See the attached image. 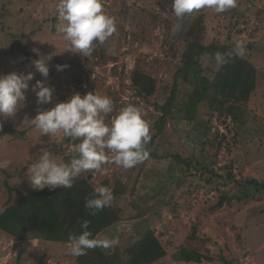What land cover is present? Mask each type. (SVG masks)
Here are the masks:
<instances>
[{"label": "rangeland", "instance_id": "374dc122", "mask_svg": "<svg viewBox=\"0 0 264 264\" xmlns=\"http://www.w3.org/2000/svg\"><path fill=\"white\" fill-rule=\"evenodd\" d=\"M120 2L103 0L109 9L116 11L122 7ZM57 3L58 0H0V75L31 71L35 80L37 77L45 79L32 65V60L37 59L35 55L25 64L20 62L23 56L17 55V50L22 49L18 44L13 45L14 39L7 34L10 30L26 34L35 30V34L26 41L27 51L33 53L32 49L38 48L42 54H52L48 67L53 73L47 77L46 86L55 89L54 103L68 102L77 93L83 96L93 92L113 100L115 107L109 119L121 109L136 105L143 109V117L151 130L158 117L153 101L157 100L156 96H163L162 88L173 83V73L182 57L180 48L183 45L177 41L180 24L173 15L172 0H161L159 7L144 5L147 7L144 11L134 8V12L120 23L119 16H115L117 31L105 43L96 44L92 55L87 56V63L85 59L74 58L70 42L56 32L60 21L58 18V22H52V19L56 17ZM199 12L204 16L205 41L212 40L207 44L218 47L230 45L234 50L236 42L240 41L245 45V55L249 54L248 59L258 69L255 103L246 105V113L239 122H232L226 116L210 115L202 108L197 110L202 131L208 129L203 140L213 139L218 134L216 138L221 143L220 151L205 146L206 153L203 152L202 156L205 154L210 158V171H199L193 177L186 171L181 172L185 182L180 184L176 179L179 175L172 169L173 164L160 163L155 169L154 161L148 167L159 173L155 186L161 195L153 194V197L150 181L148 184L145 179L137 180L139 165L123 169L106 164L103 174H82L71 188H62V195L70 196L68 201L77 199L70 203L73 211H64L62 206H57L61 208L54 211L64 222L59 239L30 236L24 241L0 230V264H78L76 257L67 253L69 240L66 238L75 231L76 235L83 231L82 224L79 225L81 221H89L88 230L94 238L118 239L117 246L101 248L108 255L114 252L122 254L129 244L152 228L168 250L165 259L154 264H222V256L235 264H264V198L240 202L233 199L230 203L224 200L221 208L212 210L223 195H229L224 194L225 189L229 191L234 185L235 180L229 179L228 175L240 181L249 177L264 181V0H238L234 11L231 9L225 13L218 14L211 8ZM52 28L53 33L50 31ZM251 43L254 47L249 48ZM11 49L15 50L14 55ZM201 61L205 63V58ZM57 65L68 67L58 71ZM133 72L151 78L152 81H148L147 77H141V88L155 84L157 90L147 98L135 95ZM33 80L25 93L24 107L15 117L0 121L3 124L0 130V162L10 161L7 166L0 167V213L7 215L20 209V194L32 191L38 194L39 190L31 186L27 170L42 155L41 149L69 163L75 156L74 145L78 141L64 137L62 133L52 137L41 135L39 130L27 122L23 123L25 117L34 118L38 110H48L36 101L31 103V97L37 100L31 90ZM151 91L152 88H148V92ZM172 121L168 120L156 139L159 148L172 149V153L179 152L184 157L201 148V140L194 143L187 138L181 140ZM4 129H7L5 133ZM221 135L227 139H222ZM176 148L179 151H174ZM105 182L106 187L112 189L114 200L111 206L95 216L89 215L85 202L93 198L95 189L104 186ZM143 183L147 184L148 190L140 192L138 187ZM224 183L227 185L223 186ZM43 193L54 197L47 188ZM44 203L51 207L48 201ZM54 204L57 205V201ZM7 215L0 218V223L7 221ZM35 220L29 225L33 233L40 229L45 233L47 225ZM10 221L7 224L12 225L13 220ZM57 233L52 231L51 235ZM178 246L199 252L205 259L208 256L210 261H177L172 254L177 252Z\"/></svg>", "mask_w": 264, "mask_h": 264}, {"label": "trees", "instance_id": "16d2710c", "mask_svg": "<svg viewBox=\"0 0 264 264\" xmlns=\"http://www.w3.org/2000/svg\"><path fill=\"white\" fill-rule=\"evenodd\" d=\"M120 4L122 7L116 11L115 9H109V5L104 3V10L113 17L118 15L119 23L122 22L124 18L128 17L129 14H132L134 12L132 11L134 8L144 11L147 9V7H143L144 5L151 6L153 4L156 7H159L161 0H121ZM237 6L232 10L234 11ZM203 17V14L197 11L192 14H186L182 19H178L180 24V36H178L177 41L183 45V47L180 48L182 56L181 62L177 64V68L173 73V83L162 88V92H164L163 96H156L157 100L155 99V101H153L158 117L153 125V128L150 130L152 139L147 145L149 158L138 164L141 168L137 172V180L145 179L148 181V184L150 181L152 188L151 196L153 194L161 195L160 190L155 186L157 185L156 180L159 173L157 174L156 171L154 172V168L157 169L160 163L173 164L172 169L180 176L176 177L180 184L185 182L183 176L180 175L181 172L186 171L188 176L193 177L197 174V172L199 173V171H210V158H207L208 156L205 154L202 156L203 152L206 153L205 146H208V149L210 148L212 150L216 149L220 151L221 143L217 141L216 137L218 134H216L213 139L203 140V136H206L208 129L202 131V125H199L200 123L198 121V119H201L196 116L197 110L202 108L210 115H215L218 118L226 116L232 122H239L246 113V105L250 104L253 106V103H255L254 96L258 84V69L248 59L249 54L247 53L244 58L241 59L235 56L234 50H232V48L230 49V45L227 47H218L212 43L207 44V42H212V40L205 41V37L203 35L205 30V21H203ZM53 21L58 22L57 15L56 17H53L52 22ZM38 28L41 29V26ZM50 31L53 33V28L50 29ZM33 32H35V30L29 34L10 30L7 33L8 36L14 39V41H12L13 45L18 44L22 49V51L20 49L17 50V53H19L17 55L22 54L23 56L20 61L22 64L30 61L32 55H35L38 59L36 54L27 51L26 41L29 37L35 34H33ZM250 47H254L253 43L249 45V48ZM14 52L15 50H12L13 55ZM217 52L222 54H231L228 57L227 63L222 67L218 66L214 60V55ZM77 57L85 59L87 63V57L80 56L78 53H75L74 58ZM201 58H205L206 64L201 61ZM52 73L53 71L49 69V74L52 75ZM132 75V88L135 91V95L147 98L154 93V90H157L155 84L150 87L147 86L141 88L143 83H139V80L141 77H147L145 74L133 72ZM145 79L152 81L149 77ZM37 80L41 79L37 77L35 80L34 78V84ZM148 88H152V91L148 92ZM31 98V103L37 101L34 100L33 97ZM55 105L56 103L52 101L45 106L48 110H50ZM30 118H32V116H30ZM172 119L174 121L178 137L181 140L187 138L190 143L201 140V148L194 149L193 153L187 157L180 155L179 152L172 153V149L164 150V148H159L156 145V139L164 131L168 120ZM181 121H186L188 123L182 125ZM7 123L12 124L11 121H7ZM6 130L7 129H4L3 133H5ZM221 136L222 139H227L226 136ZM77 143H79V140ZM174 151H179V148H176ZM151 160L152 163L149 162ZM154 161H156V163H154ZM153 163L156 164V167L153 169H151L152 167H148ZM211 175H215L220 178L223 177V175L218 173H211ZM228 178L235 180L234 185L231 189H229V191H227V188L225 189L224 194L229 195H223L219 202L212 208L213 211L221 208L224 200L225 202L230 203L233 199L240 202L248 200L261 201L264 198V181L255 177L245 178L243 181L236 180L234 176L230 175H228ZM225 185L227 184L224 183L223 186ZM104 186H106V182ZM138 188L140 192L148 190L146 183L139 185ZM37 192L38 194L34 191L29 192L28 194H20V209H17L16 212H10V215L3 212V214L0 213V218L6 215L8 217L6 222L4 221L3 223H0V230L24 241L29 239L30 236H36L42 239H59V231L64 222L57 217V212L54 211H59L61 208H57V206H62L64 211H73L74 209L72 208V205L70 206V203L72 200L77 199V197L68 201L67 199L70 196L62 195V188L51 191L54 195L53 198L50 197L51 195H45L43 190H39ZM42 195L43 197H41ZM47 198L50 199L47 200ZM59 200L60 204H58ZM45 201H48L51 204V207H49L50 205L44 203ZM56 201L57 205L54 204ZM40 212L43 213L44 216H41L42 214ZM87 213H89V210ZM10 220H13L12 225L7 224V222H11ZM34 220L44 222L47 225L45 233L41 229L35 234L33 233L34 230L31 229L29 225H31ZM5 223L7 225H5ZM81 224L82 221L79 225ZM52 231H56L58 233L56 235H51ZM71 235H76V231ZM93 236L94 234L92 233V237ZM69 237H67L66 240H69ZM177 249V252H173L172 254L177 261L200 263L205 259L203 254L188 249L185 246H178ZM174 250L176 249L174 248ZM167 254V248L162 245L151 228L135 242L129 244L127 249L122 254L114 252L113 254L108 255L103 251V249L98 247L88 250L86 255L78 258L76 257V259L78 264H154L163 261ZM206 258L207 259L205 260L210 261V257L207 256ZM220 261L222 264H235L234 261L227 260L223 256L220 258Z\"/></svg>", "mask_w": 264, "mask_h": 264}, {"label": "clouds", "instance_id": "9594fccd", "mask_svg": "<svg viewBox=\"0 0 264 264\" xmlns=\"http://www.w3.org/2000/svg\"><path fill=\"white\" fill-rule=\"evenodd\" d=\"M238 4V0H172L171 8L177 19L186 14L211 8L216 13H225ZM55 13L59 18L56 32L70 42L71 51L80 56L92 55L96 44H103L117 31L115 17L104 10L103 0H58ZM39 58L32 60V65L44 80H37L31 86L38 105L52 102L55 89L46 86L49 76L48 61L52 54H42L38 48L32 49ZM245 45L237 41L234 54L243 59ZM231 54L217 52L214 60L218 66L227 63ZM63 71L67 65H57ZM34 73L11 72L0 75V121L13 118L18 110L24 107L25 93L29 90V82ZM114 102L107 96L88 92L81 96H72L68 102L56 104L50 110H38L34 118L27 122L42 134L50 137L63 134L72 140H79L74 145L76 154L69 163L62 158L41 149L42 155L27 170L31 186L36 190L54 191L60 188H71L73 182L82 174L96 172L103 174L106 164H114L123 169H131L149 158L147 145L152 139L150 125L143 117V109L129 105L109 119L114 111ZM3 124L0 122V130ZM10 161L0 162L5 167ZM114 200L112 189L100 186L95 189L93 198L86 200L85 208L95 216L99 211L111 206ZM83 231L78 235H70L67 253L72 257L86 255L95 248L109 249L118 245L116 238H93L89 229V221L81 225Z\"/></svg>", "mask_w": 264, "mask_h": 264}]
</instances>
